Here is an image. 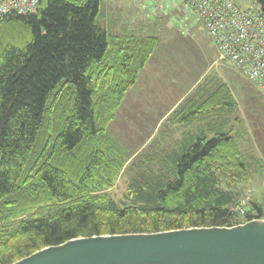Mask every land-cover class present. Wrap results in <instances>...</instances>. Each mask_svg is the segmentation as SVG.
<instances>
[{
  "label": "trees",
  "instance_id": "obj_1",
  "mask_svg": "<svg viewBox=\"0 0 264 264\" xmlns=\"http://www.w3.org/2000/svg\"><path fill=\"white\" fill-rule=\"evenodd\" d=\"M255 1L264 14V0ZM100 4L39 0L35 14L0 19V264L76 238L251 219L229 211L249 173L227 134L200 133L171 154H148L130 167L123 200L110 196L123 166L100 149L103 135L158 41L109 36L97 24ZM210 99L233 105L223 84Z\"/></svg>",
  "mask_w": 264,
  "mask_h": 264
},
{
  "label": "rangeland",
  "instance_id": "obj_2",
  "mask_svg": "<svg viewBox=\"0 0 264 264\" xmlns=\"http://www.w3.org/2000/svg\"><path fill=\"white\" fill-rule=\"evenodd\" d=\"M232 1L240 6L253 2ZM131 3L101 0L97 17L98 26L109 36L154 37L158 41L103 135L100 149L117 166H123L115 186L109 190L110 196L123 200L134 175L133 167L148 154H171L189 136L195 141L200 133H207L211 139L214 134L232 136L238 131L239 149L249 176L238 185L243 194L237 201L254 198L264 209V93L232 64L218 60V50L194 15L182 8L175 14L161 8L158 14L147 17L145 13H135ZM109 52L111 63L116 56L113 50ZM222 84L229 91L232 106L215 105L218 100L210 99ZM196 110L199 117L191 114ZM186 114L189 121L178 123L177 119Z\"/></svg>",
  "mask_w": 264,
  "mask_h": 264
},
{
  "label": "water",
  "instance_id": "obj_3",
  "mask_svg": "<svg viewBox=\"0 0 264 264\" xmlns=\"http://www.w3.org/2000/svg\"><path fill=\"white\" fill-rule=\"evenodd\" d=\"M13 264H264V219L231 227L76 238Z\"/></svg>",
  "mask_w": 264,
  "mask_h": 264
},
{
  "label": "built area",
  "instance_id": "obj_4",
  "mask_svg": "<svg viewBox=\"0 0 264 264\" xmlns=\"http://www.w3.org/2000/svg\"><path fill=\"white\" fill-rule=\"evenodd\" d=\"M178 1L182 10L194 15L211 38L218 50V60L232 64L264 93V14L261 6L255 0L246 7H240L232 0ZM38 5L39 0H2L0 19L11 14H35ZM229 211L240 221L247 216L250 220L257 216L248 197L232 204Z\"/></svg>",
  "mask_w": 264,
  "mask_h": 264
},
{
  "label": "crops",
  "instance_id": "obj_5",
  "mask_svg": "<svg viewBox=\"0 0 264 264\" xmlns=\"http://www.w3.org/2000/svg\"><path fill=\"white\" fill-rule=\"evenodd\" d=\"M131 1H132V3L130 4V6H132L133 11L135 13L138 12L140 15L146 14L147 17L151 16L152 13H154V12H155V14H158V12L161 11V8H162V10H166V9L170 10L169 14H172V13L175 14L177 12L178 8L182 7L178 0H157L155 2H152L150 0H131ZM238 6H240V5H238ZM240 7H246V6H240ZM166 13H168V11ZM170 16H173V15H170ZM238 134H239V132L237 131L235 134L232 135V137L234 138V140L237 143H238V139L240 137V135H238ZM238 145H239V143H238ZM251 201L258 208L261 209V212H262L261 218L264 219V209L262 208V206L254 198Z\"/></svg>",
  "mask_w": 264,
  "mask_h": 264
}]
</instances>
